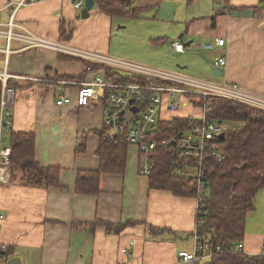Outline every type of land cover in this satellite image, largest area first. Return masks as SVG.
Wrapping results in <instances>:
<instances>
[{"label":"crops","instance_id":"crops-1","mask_svg":"<svg viewBox=\"0 0 264 264\" xmlns=\"http://www.w3.org/2000/svg\"><path fill=\"white\" fill-rule=\"evenodd\" d=\"M14 1L0 0V23L8 21L5 6ZM133 8L137 16H122L129 18L121 21L95 5L84 19L78 18L74 0H40L20 8L15 19L66 47L118 59L112 52L115 28L126 29L132 22L140 29L129 37L145 49L163 47L154 57L163 59L170 54L177 60V73L194 78V74L207 75L212 70L216 75L213 63L224 56L227 67L214 83L235 84L244 92L264 97V0H134ZM180 34L186 44L192 42L184 46V52L171 46L180 41ZM217 38L225 39V45L205 48ZM0 47H5L3 39ZM11 48L7 69L14 76L25 77L11 80L17 89L12 131L34 132L37 161L61 168V174L59 187L26 185L19 172L9 184L0 185V212L4 215L0 246H7L0 264H8L12 258L21 264H207L209 259L183 261L178 257L179 251L194 247L196 197L152 188L149 176L139 173L143 157L137 147L129 146L125 173L102 175L99 194L76 192L78 171L100 167L97 150L105 126L104 103L98 102L102 90L98 89L91 108L76 105L77 90L97 75L106 77L101 66L115 69L18 42H12ZM92 65L99 67L87 71ZM4 69L0 50V72ZM63 95L73 101L57 105ZM180 101L184 106L177 115L201 114V107L194 109L198 113H185L190 100L184 96ZM162 115L168 117L171 112L164 109ZM4 139L11 146L9 134ZM255 206L247 215L241 241L243 254L251 256L264 253V218L256 226L251 224V215L264 210V188L257 194ZM97 221L126 226L116 231L95 225ZM125 247L129 254L122 252Z\"/></svg>","mask_w":264,"mask_h":264},{"label":"built area","instance_id":"built-area-1","mask_svg":"<svg viewBox=\"0 0 264 264\" xmlns=\"http://www.w3.org/2000/svg\"><path fill=\"white\" fill-rule=\"evenodd\" d=\"M38 1L40 0H16L9 3L5 6V9L10 17L7 22L0 23V39L5 41V47H0V50L4 52L5 63V69L0 72V185L9 184L12 179V146L7 144L4 136L8 135L13 129L12 110L16 102L17 89L9 82L17 77L25 78L14 76L7 69L9 55L14 51L11 48L12 42L22 43L27 48H44L73 54L89 62L102 63L115 70H123L129 75H137L151 80L145 83L127 80L117 82L114 78L97 75L92 80L80 85L75 99L78 107L91 108L97 99L98 89L102 90L103 93L99 96L98 102H105V126L110 128V137L115 138L118 134H123L129 144L137 147L143 157L139 171L142 176H150L156 166L154 155L159 146L161 144L168 145L170 142L163 138L161 140L158 136V123L163 118V110L177 111L181 107V97L229 98L264 110V97L244 92L235 84H219L192 78L177 72L157 71L138 63L66 47L60 42L44 38L15 19L20 8ZM85 1L74 0L79 13L85 8ZM225 41L223 38H217L214 44L206 43L205 48L212 49L215 46H224ZM171 46L174 51L184 52L185 50L183 43L180 41L172 42ZM227 63V58L222 56L214 61L213 66L222 72L226 69ZM91 69V66L87 67V71H91ZM132 99H135V102H131ZM72 101L71 97L63 95L57 99V105L69 104ZM133 106L138 108V112L133 113L131 121L126 124V112L131 110ZM212 111L211 105L205 104L202 106L200 117H191L197 119V121L181 134L178 141L183 157L186 160L194 159L197 162L194 165L186 162L184 166L178 168L176 165L174 170L175 175L186 173L198 182L196 226H202L205 222L204 200L209 181L203 164L204 160L207 156H213L218 161L225 158L224 153L219 150L215 142L230 127L227 122L210 119L209 115ZM122 112L123 114H121ZM112 130L115 132H111ZM171 140L177 147V137H172ZM3 218L4 215L0 212V220ZM193 237V250L178 252V257L183 261L210 259L217 254L224 253H244L243 242L239 241L233 245L221 244L215 239L211 231L202 234L195 229ZM133 244L134 242L131 241L130 245ZM6 251L7 246L2 244L0 246V259ZM122 252L129 254V249L125 247ZM75 264L83 263L77 262Z\"/></svg>","mask_w":264,"mask_h":264},{"label":"trees","instance_id":"trees-1","mask_svg":"<svg viewBox=\"0 0 264 264\" xmlns=\"http://www.w3.org/2000/svg\"><path fill=\"white\" fill-rule=\"evenodd\" d=\"M133 3L134 0H96L99 10L111 18L137 16ZM62 32L65 33L64 30ZM98 67L99 65H92L91 71ZM101 68L105 71L106 78H114L117 82L151 81L105 66ZM9 84L12 85L11 81ZM186 97L199 108L205 104L211 105L213 111L209 118L230 124L225 137L215 142L225 158L218 161L213 156H207L204 160L209 181L204 200L205 222L202 226L197 225L195 229L202 234L211 231L219 243L233 245L244 239L247 215L255 209L256 196L264 188V110L229 98ZM179 109L171 112V116H164L158 123L159 138L170 142L168 145L161 144L154 155L156 166L149 176L150 184L154 189L168 190L180 197H197V180L186 173H174L175 164L178 168L186 162L192 165L197 163L194 159L186 160L178 145L181 134L197 119L191 118L194 116L177 115ZM232 123H243V126L232 127ZM100 134L102 138L97 150L100 167L97 170L78 171L76 192L79 194H99L103 174H123L127 168L128 149L131 144L124 135L110 137V128L107 126H104ZM172 137H177V147L172 143ZM9 140L12 146V177L19 172L26 185L60 186L61 168L43 166L37 161V140L34 132L11 131ZM99 224L111 230L115 228L116 231H121L126 226L104 221L95 223ZM207 264H264V253L252 256L243 253L217 254Z\"/></svg>","mask_w":264,"mask_h":264},{"label":"rangeland","instance_id":"rangeland-1","mask_svg":"<svg viewBox=\"0 0 264 264\" xmlns=\"http://www.w3.org/2000/svg\"><path fill=\"white\" fill-rule=\"evenodd\" d=\"M121 21H126L125 18L129 17H121ZM131 20V19H130ZM129 22V21H128ZM119 25H123L122 23H119ZM119 28V29H118ZM139 27L137 25H133L132 22H130V25L126 29H120V27L115 28L116 35L114 36V43L112 52L117 56L120 57V60L129 61L133 63H138L141 65H145L153 70L157 71H168V72H177V60L173 59L170 54H165L163 56V59H160V57H154L156 52L162 51L163 47L150 50L148 48H144L142 45L137 44L135 40L132 37H129L134 30H138ZM140 29V28H139ZM139 42V41H138ZM138 54V55H134ZM138 59V60H135ZM207 59V58H206ZM209 73L206 74H194V78L201 79L203 81L208 82H216L220 79L219 76L215 75V72L212 70L208 71ZM194 105V106H193ZM190 104L189 102L185 104V113H198L197 110L195 112L194 109H196L197 104L193 103ZM183 108V103L181 104ZM200 115V114H199ZM199 115H195L194 117L199 118ZM243 123H232V127H242ZM256 215H251V224L252 226H256L257 220L264 218V210L259 209L258 213H253Z\"/></svg>","mask_w":264,"mask_h":264},{"label":"water","instance_id":"water-1","mask_svg":"<svg viewBox=\"0 0 264 264\" xmlns=\"http://www.w3.org/2000/svg\"><path fill=\"white\" fill-rule=\"evenodd\" d=\"M95 6V0H86L85 1V8L81 11V13L78 15V18H88L90 16V11L94 8ZM180 42L183 43L184 46H188L189 44H191L192 42L189 43H185L184 42V38H183V34H180L179 36ZM222 72L221 71H217L216 75H221ZM131 102H135V99H132ZM138 112V108L136 106H133L131 110L126 112V124H129V122L132 119L133 113ZM123 114V112L121 113ZM111 132H115V131H111ZM225 137V133L221 134L219 136V139H223ZM177 164H175L176 166ZM8 264H21L20 260L17 258H12L8 261Z\"/></svg>","mask_w":264,"mask_h":264}]
</instances>
